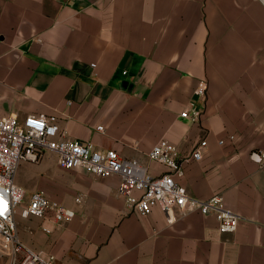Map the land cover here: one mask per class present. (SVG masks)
I'll return each instance as SVG.
<instances>
[{"label": "crops", "instance_id": "1", "mask_svg": "<svg viewBox=\"0 0 264 264\" xmlns=\"http://www.w3.org/2000/svg\"><path fill=\"white\" fill-rule=\"evenodd\" d=\"M193 107L198 121L180 115ZM8 114H55L65 136L115 149L155 176L166 170L149 158L160 139L182 157L206 139L181 182L241 216L234 233L199 211L142 216L120 194V176L63 169L49 152L22 162L16 182L75 216L16 219L26 244L56 264H264V0H0Z\"/></svg>", "mask_w": 264, "mask_h": 264}, {"label": "built area", "instance_id": "2", "mask_svg": "<svg viewBox=\"0 0 264 264\" xmlns=\"http://www.w3.org/2000/svg\"><path fill=\"white\" fill-rule=\"evenodd\" d=\"M205 91V86L196 90L202 97ZM180 115L198 121L201 111L193 107ZM98 129L104 128L98 126ZM230 137L235 138L234 135ZM206 146L204 139L190 155L182 157L175 144L166 138L160 139L149 151V158L165 166L166 170L155 176L147 166L122 156L115 149L100 150L92 142L65 136L55 114H35L25 118L17 114L0 116V258L7 257L10 264H56L53 253L44 254L26 244L16 219L18 213L25 218H46L48 212H52L55 221L61 225L75 216L74 209L51 199L42 190L27 198L25 189L16 182L22 162H39L49 152L57 155V163L63 169L82 168L97 176H120V194L128 206L142 216L150 214L154 208H160L169 220L176 210L182 213L199 211L215 215L220 232L234 233L241 216L226 206L222 196L206 200L197 198L181 182L185 176V163L201 160ZM260 154L264 160V151ZM81 199L76 198L77 201ZM41 227L45 232H52L45 224Z\"/></svg>", "mask_w": 264, "mask_h": 264}, {"label": "water", "instance_id": "3", "mask_svg": "<svg viewBox=\"0 0 264 264\" xmlns=\"http://www.w3.org/2000/svg\"><path fill=\"white\" fill-rule=\"evenodd\" d=\"M123 85H124L125 87H129V88L132 86V84L129 83L128 81H124V82H123Z\"/></svg>", "mask_w": 264, "mask_h": 264}]
</instances>
